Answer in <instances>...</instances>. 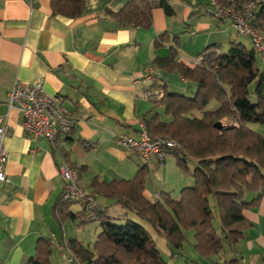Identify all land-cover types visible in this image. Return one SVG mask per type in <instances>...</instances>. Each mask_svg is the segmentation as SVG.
<instances>
[{"label": "crops", "instance_id": "crops-1", "mask_svg": "<svg viewBox=\"0 0 264 264\" xmlns=\"http://www.w3.org/2000/svg\"><path fill=\"white\" fill-rule=\"evenodd\" d=\"M128 2L85 0L82 16L72 19L53 14L51 0H0V115L8 128L4 144L9 179L0 185V264H22L33 257L42 237L52 242L55 238L63 245V250L54 246L51 264H76L68 249L72 239L95 252L101 223H61L53 213L65 186L58 172L59 154L79 170L81 187L93 193L91 183L95 178L107 183L133 179L144 165L120 147L116 138H139L141 125L155 114L163 122L171 121L164 107L144 98V91L155 84L136 80L143 79L146 68L154 66L167 92L170 87L180 90V85L183 91L187 87V96H193L196 84L183 83L179 73H167L156 61L168 58L170 49L176 47L179 61L197 64L209 46L219 43L227 51L232 41L244 44L232 37L229 21L207 13L210 0H169L174 16L157 8L151 28H118L105 12H119ZM163 35L166 41L157 46ZM39 80L77 120L74 131L55 143L27 134L19 111L8 105L15 84L24 86ZM223 122L228 127L237 125L231 118ZM148 172L145 196L151 201L161 199L162 193L179 200L184 188L194 186V179L179 169L173 153L163 165L148 167ZM254 196L248 194L247 199ZM97 200L103 206L114 204L101 196ZM70 211L77 216L80 204ZM245 216L253 227L235 250L226 246L218 256L202 258L193 248L195 233L190 231L186 234L189 244L184 246L188 253L180 255L177 251L172 264H231L232 260L238 261L235 264H261L264 198L258 208L245 211ZM215 227L220 233L218 220ZM151 234L158 245L157 235L154 231ZM167 249L171 251L168 245Z\"/></svg>", "mask_w": 264, "mask_h": 264}, {"label": "trees", "instance_id": "trees-1", "mask_svg": "<svg viewBox=\"0 0 264 264\" xmlns=\"http://www.w3.org/2000/svg\"><path fill=\"white\" fill-rule=\"evenodd\" d=\"M218 1L227 5L224 0ZM84 4L85 0H51L53 14L72 19L82 16ZM157 8L163 9L169 17L175 15L169 0H129L121 11L107 10L105 14L118 28L149 29ZM251 27L264 33V1ZM165 37L160 36L156 45H163ZM176 46H179L178 40ZM178 55L173 47L169 57L158 59L156 64L167 73H179L185 81L196 84V91L193 96L166 91L165 98L156 106L164 107L171 121L163 122L155 114L145 120V126L152 138L168 137L180 144L181 148L173 155L179 169L190 173L194 186L184 188L179 200L162 193L161 199L151 201L145 196L149 174L145 165L130 180L107 183L95 178L91 189L96 197L107 198L114 204L101 205L102 232L95 252L77 240L69 241L68 249L79 262L170 264L150 231L129 219V213L149 224L158 237L166 240L173 259L174 252L182 250L189 241L187 232L195 233L193 248L197 254L209 258L221 254L226 246L235 250L253 227L245 211L258 208L264 198V63L261 61V70L253 43L252 48H248L236 41L229 44L227 51L219 43L209 46L201 53L197 64L179 61ZM212 102L218 107L207 110ZM226 118L234 119L237 125L215 127L216 122L224 124ZM257 127L262 129L257 130ZM86 149L89 150V146ZM251 193L255 196L248 200L247 195ZM77 204L61 196L53 208L56 219L61 223L76 221L77 216L70 208ZM216 220L220 233L215 227ZM123 221L126 224L117 225ZM53 248L50 239L40 238L35 255L22 264H51ZM237 262L232 260L231 264Z\"/></svg>", "mask_w": 264, "mask_h": 264}, {"label": "built area", "instance_id": "built-area-1", "mask_svg": "<svg viewBox=\"0 0 264 264\" xmlns=\"http://www.w3.org/2000/svg\"><path fill=\"white\" fill-rule=\"evenodd\" d=\"M210 1V9L207 13L218 20L229 21L240 35L251 38L257 55L264 63V33L255 31L251 27L255 14L264 0L245 2L224 0L227 5H223L218 0ZM145 81L155 84L144 91L146 100L157 103L165 98L166 90L159 69L154 66L147 67L145 77L136 80L137 83ZM181 81L186 82L183 78ZM8 105L10 109L19 111L23 129L35 139L45 138L55 143L58 138L70 135L77 124L76 118L63 103L46 92L42 80L24 86L15 84L9 93ZM7 135L8 128L5 118L0 115V185L9 182L6 174L8 153L4 144ZM116 142L120 147L135 155L143 165L150 168L155 163L163 165L170 154L181 148L180 144L172 138H152L149 136L145 124L141 125L139 138L121 135L116 138ZM59 155L58 172L65 184L63 198L75 200L80 204L81 211L77 215V221L80 224L99 222L103 208L96 195L81 187L79 172L66 161L63 154ZM53 243L56 248L63 250V245L58 243L55 238H53ZM71 260H75L77 264H85L77 261L73 255H71ZM261 264H264V256Z\"/></svg>", "mask_w": 264, "mask_h": 264}, {"label": "rangeland", "instance_id": "rangeland-1", "mask_svg": "<svg viewBox=\"0 0 264 264\" xmlns=\"http://www.w3.org/2000/svg\"><path fill=\"white\" fill-rule=\"evenodd\" d=\"M228 27L231 28V32H232L231 35H232L233 38H235V39H237V40H239V41L244 42V44H245L248 48H252V42H251V40H250L249 37L244 36V35H240V34L237 32V30H236L234 27H231L230 25H228ZM226 28H227V27H226ZM257 66H258L261 70H263V65H262L261 59H260L259 57H257ZM173 81H174V79H173ZM173 81H172V82H173ZM175 82H176V81H175ZM187 86H189V85H187ZM179 87H180V88H179ZM177 88L180 89V90H174L175 88L173 89L172 87H170V90H169L170 92H169V93H171V92L173 93V92L175 91L174 93L183 94V92L187 91V90H186L187 87H186V89H185L184 91H183L184 88L181 87L180 85H179ZM183 95H185V96H186V95H189V94H188V91L185 92V94H183ZM217 107H218L217 103L212 102V103H210V105L208 106L207 110L213 111V110H215ZM195 114H198V113H195ZM165 116L169 118V116H167L166 114H165ZM224 125L228 127V125H226V123H224ZM182 172H183V171H182ZM183 173L191 177L190 173H186L185 171H184ZM179 195H180V193H179ZM174 198H176V197H174ZM131 214H132V213H129V214H128V218H129V219L133 220L134 222H136L135 220L137 219V222L143 224V226H144L145 228H147L151 233L153 232V230H152V228H151V226H150L149 224H147V223L141 221L140 219L136 218L134 215H131ZM124 224H126L125 221H123V222H118V223H117V225H119V226H122V225H124ZM157 238H158V246H159V249L162 251V253H163L165 259L170 260V262L173 261L174 259L171 258V255H172L171 252H172V251H168V249H167V245H166V244H167V243H166V240H165L164 238H160V237H158V236H157ZM185 244L187 245V244H189V242H186ZM184 246H185V245H184ZM187 248H188V247H186V248L180 250V251H179V254H180V255H184L185 253H188V249H187ZM176 252H177V251L174 252L175 255H176ZM76 264H77V262H76ZM170 264H172V262H171Z\"/></svg>", "mask_w": 264, "mask_h": 264}, {"label": "water", "instance_id": "water-1", "mask_svg": "<svg viewBox=\"0 0 264 264\" xmlns=\"http://www.w3.org/2000/svg\"><path fill=\"white\" fill-rule=\"evenodd\" d=\"M215 127L221 129V128L225 127V126H224V124L222 122H216L215 123Z\"/></svg>", "mask_w": 264, "mask_h": 264}]
</instances>
